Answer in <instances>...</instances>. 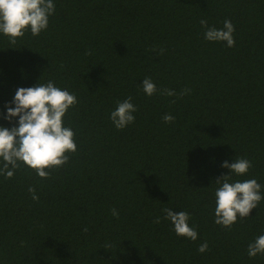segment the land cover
<instances>
[{
	"label": "trees",
	"instance_id": "obj_1",
	"mask_svg": "<svg viewBox=\"0 0 264 264\" xmlns=\"http://www.w3.org/2000/svg\"><path fill=\"white\" fill-rule=\"evenodd\" d=\"M53 3L40 35L0 34V126L18 124L5 116L19 87L51 80L78 99L64 117L77 151L48 179L23 164L0 175V264H264L246 251L264 234V200L231 228L214 222L224 161L250 160L232 180L255 178L264 195V0ZM201 19L230 20L235 45L206 40ZM145 77L176 95L147 96ZM128 97L135 121L118 130L110 113ZM164 208L187 211L197 240Z\"/></svg>",
	"mask_w": 264,
	"mask_h": 264
},
{
	"label": "clouds",
	"instance_id": "obj_2",
	"mask_svg": "<svg viewBox=\"0 0 264 264\" xmlns=\"http://www.w3.org/2000/svg\"><path fill=\"white\" fill-rule=\"evenodd\" d=\"M54 12L53 0H0V34L8 37L12 45L29 31L33 36H38L47 29L49 17ZM200 24L205 29L206 40L226 42L228 47L235 45V27L230 20L224 21L222 29L209 27L206 19H201ZM163 52L161 48L159 54ZM142 89L149 97L158 92L166 96L176 95L174 90L158 89L150 77L143 79ZM190 91L185 89L181 95ZM10 103L15 107L6 105L5 119L11 121L18 117V124L10 128L0 126V175L11 179L23 164L40 178L48 179L51 170L63 167L68 163L70 154L77 151L76 133L64 125V117L70 108L78 104V99L74 93L57 87L50 80L32 87H19ZM137 111L132 98L128 97L117 102V107L110 113V120L118 130H122L135 121L133 113ZM163 120L171 123L175 117L165 114ZM222 167L230 171L216 179L219 186L214 193V222L224 228H231L238 219L250 216L251 211L264 200V195L261 192L262 185L255 178L232 180V175L244 176L249 172L252 167L250 160L237 158L233 163L226 160ZM28 191L34 200L39 199L34 187L30 186ZM162 211L165 214L163 218L171 222L177 236L197 240L198 232L190 226V214L187 211L176 212L171 208ZM112 215L119 216L115 208L112 209ZM160 219L157 217L154 222L159 223ZM208 250L207 241L197 249L200 253ZM246 251L250 258L264 255V234L250 242Z\"/></svg>",
	"mask_w": 264,
	"mask_h": 264
}]
</instances>
